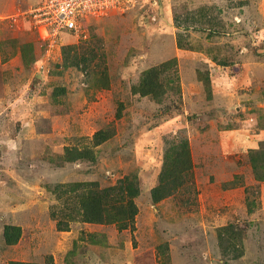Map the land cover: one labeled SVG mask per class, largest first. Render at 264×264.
<instances>
[{"label": "rangeland", "instance_id": "374dc122", "mask_svg": "<svg viewBox=\"0 0 264 264\" xmlns=\"http://www.w3.org/2000/svg\"><path fill=\"white\" fill-rule=\"evenodd\" d=\"M38 3L0 0V264H264V0H134L48 61Z\"/></svg>", "mask_w": 264, "mask_h": 264}, {"label": "built area", "instance_id": "2783aa9c", "mask_svg": "<svg viewBox=\"0 0 264 264\" xmlns=\"http://www.w3.org/2000/svg\"><path fill=\"white\" fill-rule=\"evenodd\" d=\"M134 0H39L31 11L34 22L39 25L45 44V61L50 58L60 32L78 36L84 20L92 15L120 12Z\"/></svg>", "mask_w": 264, "mask_h": 264}, {"label": "trees", "instance_id": "16d2710c", "mask_svg": "<svg viewBox=\"0 0 264 264\" xmlns=\"http://www.w3.org/2000/svg\"><path fill=\"white\" fill-rule=\"evenodd\" d=\"M100 132V131H99ZM97 134V132H96ZM176 154H178V151H174ZM175 156H171L170 158H168L166 161H164L163 165H162V172L166 170L167 166H168V161H171L172 159H174ZM164 164H167L164 166ZM162 175L159 178L160 180H162ZM124 183V184H122ZM117 189V190H116ZM122 189L126 190V194L129 195L130 200L127 201L126 205H112V208L114 209L115 213L111 214L112 218L110 220H116L119 219V214L121 213H129L130 217H133V215L136 212V206L135 203L133 202V200L131 199L132 197L136 196L138 193V187L134 184L133 180H126V181H120L118 184L111 186L107 189H105V191L108 190H113V191H120ZM155 191V190H154ZM95 208V206L88 204L85 206V216L84 219L86 221H95V222H102L104 220L102 213L99 210H103V208L99 205L96 206V209H99L98 211H96V216H93L92 214H89V210ZM123 221V220H122ZM121 221V225H123L124 223ZM3 234H4V238L5 241L7 243H13L15 241H17V237L20 234V228L19 226H12V225H5L4 229H3ZM9 264H32V263H28V262H21V261H11Z\"/></svg>", "mask_w": 264, "mask_h": 264}, {"label": "crops", "instance_id": "0c3cea01", "mask_svg": "<svg viewBox=\"0 0 264 264\" xmlns=\"http://www.w3.org/2000/svg\"><path fill=\"white\" fill-rule=\"evenodd\" d=\"M7 144H5L4 142L0 141V150L3 149L4 146H6ZM14 144H8L7 147H14Z\"/></svg>", "mask_w": 264, "mask_h": 264}]
</instances>
